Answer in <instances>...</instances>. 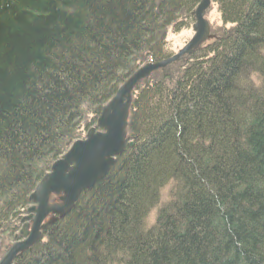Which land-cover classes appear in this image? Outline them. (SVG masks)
Masks as SVG:
<instances>
[{
	"label": "trees",
	"instance_id": "1",
	"mask_svg": "<svg viewBox=\"0 0 264 264\" xmlns=\"http://www.w3.org/2000/svg\"><path fill=\"white\" fill-rule=\"evenodd\" d=\"M200 1L0 0V237ZM213 1L217 37L137 84L133 145L17 264H264V0Z\"/></svg>",
	"mask_w": 264,
	"mask_h": 264
},
{
	"label": "water",
	"instance_id": "2",
	"mask_svg": "<svg viewBox=\"0 0 264 264\" xmlns=\"http://www.w3.org/2000/svg\"><path fill=\"white\" fill-rule=\"evenodd\" d=\"M210 4L211 0H202L195 9L196 22L193 25L195 34L188 44L171 58L147 63L139 68L102 108L97 121L100 130L90 129L85 139L73 142L67 153L52 164L51 170L30 195L33 205L28 208L29 214L23 220H31L32 224L29 227L26 223L25 229L21 231L25 239L11 245L0 259V264H12L17 254L30 248L40 238L41 230L48 223L43 224V221L49 214L63 217L73 208L83 191L107 175L115 162V157L121 155L126 146L133 88L151 72L164 68L185 54H191L210 36V27L204 18ZM53 194H62L60 196L62 203H51L50 198ZM55 219L56 217L51 221Z\"/></svg>",
	"mask_w": 264,
	"mask_h": 264
},
{
	"label": "rangeland",
	"instance_id": "3",
	"mask_svg": "<svg viewBox=\"0 0 264 264\" xmlns=\"http://www.w3.org/2000/svg\"><path fill=\"white\" fill-rule=\"evenodd\" d=\"M205 17L210 24V28L212 27V33H211L212 36L211 37L216 38L217 37L216 32H219V28L222 25L221 19H220V12L218 10V5L216 3L211 4L210 8L205 13ZM179 21L186 23V25H185L186 27L184 26V28H183L184 24H182L181 29L179 31H177L174 27H169L166 30V33H167L166 34V37H167L166 40L168 43L167 44V51H168L169 55H173L174 53H177L181 48H183L191 40V38L194 35V31L192 28L193 22L190 19H186L185 16H183V17H180ZM211 40L212 39H210L208 41H211ZM208 41H206V42H208ZM91 118H92V116H89V119L87 120V122H89L91 120ZM83 128H84V123H83ZM85 133L83 134V137L85 136ZM167 201L168 200L166 199V197H164L163 200L161 201L160 206L164 205ZM159 207H156L155 209L152 210L151 217H150L151 219L149 220V217L147 219L148 225H151L150 222H152L154 219H156ZM14 233L15 234L12 238L9 237L8 235H5V237H3L4 234L1 235V237H0V258L2 255H4V252L6 251V248L9 245L13 244L17 240L22 239L20 237V239L18 238L16 240V236H18V230Z\"/></svg>",
	"mask_w": 264,
	"mask_h": 264
},
{
	"label": "bare ground",
	"instance_id": "4",
	"mask_svg": "<svg viewBox=\"0 0 264 264\" xmlns=\"http://www.w3.org/2000/svg\"><path fill=\"white\" fill-rule=\"evenodd\" d=\"M206 43V41H202L201 43H200V45H204ZM140 67V66H139ZM139 67L136 69V70H138L139 69ZM135 70V71H136ZM155 72L156 71H153V72H151L147 77H145V78H143L141 81H144L145 79H148V78H152L153 77V75L155 74ZM128 126H129V123H128ZM128 126H127V132H128ZM131 143V141H130V139H129V136H128V134H127V136H126V146H125V148H124V151L127 149V147L129 146V144ZM133 145V144H132ZM132 145H130V146H132ZM152 210V209H151ZM151 210H149V211H147V214L149 213H151ZM146 214V212H142V215H145Z\"/></svg>",
	"mask_w": 264,
	"mask_h": 264
}]
</instances>
